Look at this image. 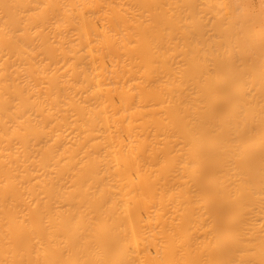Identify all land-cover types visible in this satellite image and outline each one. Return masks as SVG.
<instances>
[{
  "label": "bare ground",
  "instance_id": "bare-ground-1",
  "mask_svg": "<svg viewBox=\"0 0 264 264\" xmlns=\"http://www.w3.org/2000/svg\"><path fill=\"white\" fill-rule=\"evenodd\" d=\"M119 59L116 0H0V264H264V85Z\"/></svg>",
  "mask_w": 264,
  "mask_h": 264
},
{
  "label": "rangeland",
  "instance_id": "rangeland-1",
  "mask_svg": "<svg viewBox=\"0 0 264 264\" xmlns=\"http://www.w3.org/2000/svg\"><path fill=\"white\" fill-rule=\"evenodd\" d=\"M116 48L122 63L145 55L175 65L189 94L233 55L263 86L264 0H116Z\"/></svg>",
  "mask_w": 264,
  "mask_h": 264
}]
</instances>
